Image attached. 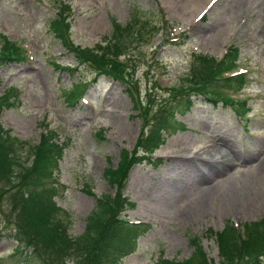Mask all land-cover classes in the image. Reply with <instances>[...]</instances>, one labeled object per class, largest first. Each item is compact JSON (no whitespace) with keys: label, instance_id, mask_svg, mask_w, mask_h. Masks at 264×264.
Wrapping results in <instances>:
<instances>
[{"label":"rangeland","instance_id":"1","mask_svg":"<svg viewBox=\"0 0 264 264\" xmlns=\"http://www.w3.org/2000/svg\"><path fill=\"white\" fill-rule=\"evenodd\" d=\"M60 3L70 23L71 51L50 28ZM127 22L135 23L132 28L140 32L147 28V33L130 43L133 62L119 58L126 68L123 79L113 77L115 71L92 69L94 63L81 60L84 53L78 49L97 50V44L105 43L104 37H113V24L125 26ZM0 35L20 46L25 55L0 66V94L5 96L0 138L11 143L6 146L14 156V162L0 156V264H22L34 251L40 257L27 264H91L83 256L73 262L69 253L38 238L20 205L23 179L18 176L30 164L32 146L44 130L58 133L64 147L48 185L57 188L52 199L58 210L53 214L61 218L68 235L76 237L85 230L97 197L108 195L116 201L121 198L119 192L134 204L125 217L150 224L137 238L133 252L119 264L186 260L194 249L192 237L200 241L210 264H219L214 233L228 222L240 227L264 216V199H257L258 206L251 210L242 205L254 199L251 189L259 169L264 168V0H0ZM230 43L239 50V66L246 72L242 93L226 88V97L207 87L208 93L198 88L190 111L176 115L180 124L175 123L174 133L163 134L164 143L147 158L127 160L120 187L111 185L105 168L119 165L125 150L135 148L140 153L139 139L152 125L150 111L165 108L168 89L188 88L194 72L200 70L205 79L209 63L218 60ZM198 54L202 57L196 58ZM79 84L83 93L68 101L69 89ZM205 95L212 99L206 100ZM213 97L230 101L246 113L240 115L233 105ZM221 138L232 140L236 154L232 160L225 157L226 163L233 164H226L223 172L216 165L207 167V175L194 167L193 174L186 172V162L191 160L174 161L163 151L169 141L207 146L220 145ZM212 148L217 157L225 155L220 148ZM247 159L253 167L240 166ZM181 176L188 183L187 190L173 198L170 206L154 195L153 182L161 178L171 183ZM212 182L222 185L209 190L206 206L196 212L200 196ZM228 195H232L230 201L224 198ZM125 244L129 245L128 239ZM17 248L23 252L18 254ZM260 258L264 264V255Z\"/></svg>","mask_w":264,"mask_h":264},{"label":"trees","instance_id":"2","mask_svg":"<svg viewBox=\"0 0 264 264\" xmlns=\"http://www.w3.org/2000/svg\"><path fill=\"white\" fill-rule=\"evenodd\" d=\"M66 6L69 10V6ZM133 24L135 23L127 22L125 26L117 23L113 24V37L108 39L104 37L105 43L97 44V50L92 48H80V50L75 47L84 53V56L80 57L81 60L86 64L88 62L94 63L92 69L115 71L117 75L113 77L123 79L126 68L119 60L120 56L133 62L134 60L129 56L130 43L144 39L147 33V28L140 32L132 28ZM69 27L70 23L62 14V4L60 3L55 17L51 20L50 28L63 46L71 51L73 44L68 39ZM0 38L3 39V45H0V66L25 58L20 46L9 43L8 39L2 35H0ZM200 57L202 55L196 56V58ZM237 57V48L230 45L220 60L216 62L212 59L214 63H209L208 70L207 66L203 65L205 67L204 71H208V76L205 79L203 78L206 74L203 75L202 70H200L194 72L188 88H171L169 100H163L164 103H167L166 106H163L165 108L161 110L162 108L158 107L150 111V113L153 112L151 117L153 126L151 125L139 139L142 144L140 153L134 151L135 148H133V151H123L118 161L119 165L116 167L110 165L104 170V176L108 182L111 185L120 187L127 160L135 159L136 156L139 157L138 160L147 158L149 152H153L161 144L163 141L162 133L172 131L175 123H179L175 118L176 115H184L190 109L194 98L197 97L198 88L202 86L199 92L208 93L205 91V87H213L217 90L211 89V91L216 93L219 92L220 85L224 82L235 88L241 87V75L234 77L221 76V72L232 71V68L236 65L235 59ZM203 61L209 62L205 57H203ZM97 74L101 73L97 72ZM202 80L203 82H201ZM74 87H76L75 90ZM82 88L83 84L73 85L68 92V101L70 99L75 100ZM3 103H5L4 94L0 95V105ZM157 112L159 113L155 115ZM58 136V133L52 130H44L39 133V140L37 144L32 146L30 151L31 162L26 166V171L18 176L19 179H23V189H21L19 196L20 194L24 195L23 203L20 201V205L24 206L23 212L27 222L34 228L38 238L48 242L55 250L61 249L63 252L69 253L73 262H76L77 256H83L91 264L119 263L122 256L133 250L137 238L149 229V225L130 223L121 215L120 212L132 204L127 201L128 199L123 193L119 192L117 196L119 195L121 198L120 200L117 198L116 201L114 197L108 195L98 197L93 210L86 217L85 230L76 237L68 235L67 229H64L66 225L63 224L59 216L53 214L54 211L58 210L55 201L52 199L57 188L55 185H48L49 179L53 178L59 160L63 155L64 147L62 142H59ZM6 141L7 138H0V156L5 155L6 160L14 162V156L10 154L11 149L7 147L11 143H6ZM104 221L105 223H103ZM244 229V235H240L239 230L228 222L222 230L214 233L219 249V264L261 263L260 256L264 255V216L258 221L246 223ZM126 239L129 240L128 246L125 244ZM190 243L194 246V250L186 260L179 262L160 258L157 264H210L200 241L192 237ZM17 252L20 254L23 249L19 251L17 248ZM39 257L40 255L34 251L29 254L22 264H27L32 258ZM41 260L43 262V259Z\"/></svg>","mask_w":264,"mask_h":264},{"label":"bare ground","instance_id":"3","mask_svg":"<svg viewBox=\"0 0 264 264\" xmlns=\"http://www.w3.org/2000/svg\"><path fill=\"white\" fill-rule=\"evenodd\" d=\"M121 127L122 126H120L119 128ZM219 141H221L220 145L209 144L207 146H201L197 144L191 145V143L185 140L177 141L174 144H170V141H169L167 143L168 145L164 147L163 151L166 156L170 157V159L174 161L176 158L183 159V160H186V159L191 160L190 162H186L187 163V166L185 169L186 172L193 174V171L191 170V168L193 169L194 167L196 172L200 171L205 174V171L208 166L215 167V165L218 167V170H217L218 172L219 171L223 172L225 170L226 164L228 166H231L233 164V163H226L225 157L227 156L229 157L230 160H232L234 156H236V154L231 149L233 145L232 140H229L228 138H221V140L219 139ZM212 147L220 148L221 150L225 152V155L222 154L217 157L216 152L213 151ZM211 160H214V161H211ZM247 160L248 161L246 164L240 163V166L253 167V163L251 159H247ZM172 162L173 161H171L170 163ZM209 172L210 171L208 170L207 174ZM255 180H256V186L253 189H251V193L253 196L251 198H254V199L252 200L250 199L249 201H246L245 203L242 204L243 206L245 205L247 210L254 209L258 206L257 199L259 200L264 199V168L263 167L259 169ZM153 184L155 185V188H156L154 195L158 199L164 198V200L168 202L169 206L172 204L173 198L174 199L179 198V196L182 193L186 192L187 190L186 187L188 186V183L182 180V176L181 178L177 180L171 181V183L168 182L167 180L163 181L160 178V180H156L155 182H153ZM218 185L219 183L212 182V184H209L208 187L205 188V191L200 196V199L198 201L199 207L195 209L196 212L200 211L202 206L203 207L206 206V202H207L206 195L209 192V190H212L213 188L214 189L217 188V190H219L222 184L220 186ZM167 187H170V190H165ZM231 197L232 195L224 196V198H226V201H230Z\"/></svg>","mask_w":264,"mask_h":264}]
</instances>
